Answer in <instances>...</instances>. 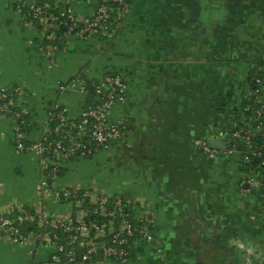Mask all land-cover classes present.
Segmentation results:
<instances>
[{
	"label": "crops",
	"instance_id": "0c3cea01",
	"mask_svg": "<svg viewBox=\"0 0 264 264\" xmlns=\"http://www.w3.org/2000/svg\"><path fill=\"white\" fill-rule=\"evenodd\" d=\"M60 1L83 16L95 12L94 0ZM130 3L116 40H70L48 60L14 0H0V91L24 88L33 141L53 107L78 118L92 102L73 82L121 74L128 102L109 118L125 134L76 162L77 172L62 171L55 184L106 187L134 202L133 216L149 221L154 241L133 245L124 264H264V218L240 190L241 153L212 158L194 147L198 138L225 139L243 122L250 74L264 77V0ZM15 124L0 118V212L40 203L41 164L16 151ZM30 260L28 250L0 238V264Z\"/></svg>",
	"mask_w": 264,
	"mask_h": 264
},
{
	"label": "built area",
	"instance_id": "2783aa9c",
	"mask_svg": "<svg viewBox=\"0 0 264 264\" xmlns=\"http://www.w3.org/2000/svg\"><path fill=\"white\" fill-rule=\"evenodd\" d=\"M94 1L95 12L91 16L78 14L60 0H30L27 16L23 14V0H14V6L38 30L44 54L48 60H53L61 46L70 40L114 41L118 38L131 9L130 0ZM55 7L59 9L55 11ZM62 30H65L63 34L58 35ZM255 80L260 87L253 90L249 83L248 98L260 107L247 114L250 107L242 106L243 122L235 126L238 129L234 133L225 136L224 149L213 148L207 138L196 139L194 147L212 158L227 159L241 153L240 190L249 197L256 195L264 218V141L261 148L250 141L252 136L264 139V126L257 124L264 115V106L261 107L264 85L260 79ZM73 83L72 86L77 85L81 91L92 94V102L78 118L71 117L64 106L53 107L47 126L33 141H29V132L23 127L33 122V113L23 101L24 88L6 89L10 98L0 91V118L7 116L16 122L12 134L16 151L34 156L43 172L36 186L40 203L28 206L15 202L8 210L0 212V238L12 249L28 250L31 258L28 264H124L131 257L133 245L154 241L149 221L133 216L134 202L106 187H83L75 183L59 187L54 178L68 170L70 163L92 157L100 148L125 134L126 128L112 123L109 116L116 107L127 104V85L118 73L106 74L96 81L80 79ZM10 107L14 108L13 113ZM254 158L259 163L249 167ZM43 256L45 260L37 261Z\"/></svg>",
	"mask_w": 264,
	"mask_h": 264
},
{
	"label": "trees",
	"instance_id": "16d2710c",
	"mask_svg": "<svg viewBox=\"0 0 264 264\" xmlns=\"http://www.w3.org/2000/svg\"><path fill=\"white\" fill-rule=\"evenodd\" d=\"M29 1L30 0H23V3H22L23 14L25 16H27L29 14L30 9H31V6L29 4ZM58 9L59 8H56L55 7L54 10L57 11ZM28 20H31V19L28 18ZM64 31L65 30L60 31L58 33V35H62ZM257 78L260 79L261 80V84L264 85V77L262 76V74L259 71H257V70H253L252 73L250 74V77H249V83L252 85V89L253 90H254V87H257V88L260 87V85H258L255 82L256 81L255 79H257ZM1 93L8 94L9 95V98L11 96L10 93H8V91L6 89L5 90L2 89L1 90ZM0 104H2V102H0ZM243 106L250 107V110L247 112V114H252V112L255 111V109H258L260 107V106H257L255 103H253V99H249V98L244 100ZM262 106H264V103L261 104V107ZM9 111H10V113H13L14 112V108L13 107H10L9 108ZM257 124L264 126V115H263V118L257 122ZM23 127H24V131L29 132L34 127V123L31 122L29 124L27 123L26 125L24 124ZM237 129H238V127H232V129L230 130L229 134L234 133ZM250 141L253 144V146H256L258 148H261L264 139H262L261 136H252V137H250ZM258 163H259V160L256 159V158H254L253 159V162L249 164V167H252V166H254V165L258 164ZM245 167L247 169L248 166H245ZM59 174H61V172Z\"/></svg>",
	"mask_w": 264,
	"mask_h": 264
},
{
	"label": "water",
	"instance_id": "95a60500",
	"mask_svg": "<svg viewBox=\"0 0 264 264\" xmlns=\"http://www.w3.org/2000/svg\"><path fill=\"white\" fill-rule=\"evenodd\" d=\"M29 4L31 5V2H29ZM209 144L213 147V148H218V149H224L226 142L224 139H215V138H211L209 139ZM99 259L102 260L103 259V255L102 252L99 253Z\"/></svg>",
	"mask_w": 264,
	"mask_h": 264
},
{
	"label": "rangeland",
	"instance_id": "374dc122",
	"mask_svg": "<svg viewBox=\"0 0 264 264\" xmlns=\"http://www.w3.org/2000/svg\"><path fill=\"white\" fill-rule=\"evenodd\" d=\"M235 127V126H234ZM75 164H77L76 162H72V163H70V167H69V173H71V174H73V173H75V172H77V168H74V167H72L73 165H75ZM81 165H82V163H80ZM83 168L85 169V167H82V169H79V170H81L82 172H80V176H82V174H83V172L85 171L86 172V170H83ZM78 170V171H79ZM82 173V174H81ZM71 184H74V183H71ZM253 202H256L257 203V197H256V195H254V197H249Z\"/></svg>",
	"mask_w": 264,
	"mask_h": 264
}]
</instances>
